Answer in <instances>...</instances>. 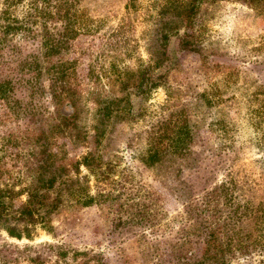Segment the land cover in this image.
<instances>
[{
  "label": "rangeland",
  "instance_id": "374dc122",
  "mask_svg": "<svg viewBox=\"0 0 264 264\" xmlns=\"http://www.w3.org/2000/svg\"><path fill=\"white\" fill-rule=\"evenodd\" d=\"M127 2L82 3L100 25L79 37L71 55L75 62L71 88L81 98L82 116L74 132L61 136L55 149L67 151L66 164L88 155L98 158L95 165L102 170L95 174L82 167L81 182L92 194L100 186L115 200L83 207L64 193L61 209L53 217L52 234L38 228L33 241H19L0 232V264H190L202 260V237L178 218L187 200L201 198L229 172L246 184L241 190L252 204L241 199V220L235 226L240 239L225 264H264V129L251 126L243 102L249 92L264 87V0L205 4V28L195 49L181 47L183 33L173 38L167 64L157 71L167 76V85L146 100L133 98L131 115L116 118L97 147L93 123L97 98L117 94V74L137 69L141 59L148 63L152 52L154 27L149 18L156 12L149 10V0H140L143 6L137 11L127 10ZM12 44H23L26 53L35 52L26 48L23 39ZM7 52L3 53L6 60L18 57L16 65L22 62V56ZM7 71L0 75L11 92L8 98L0 93V186L19 190L28 178L27 164L33 162L28 153L42 131L39 124L26 123L20 112L29 101L22 93L27 78ZM44 84L48 88L50 82ZM74 112L68 103L59 107L62 116ZM219 120L235 128L225 152L220 148L228 140L211 132ZM178 128H189L194 134L192 166L187 168V162L176 158L153 168L140 162L154 135ZM104 172L109 177L99 185L97 178L103 179ZM248 207L259 210L258 217L244 221L245 214H250ZM139 209L150 218H140Z\"/></svg>",
  "mask_w": 264,
  "mask_h": 264
},
{
  "label": "trees",
  "instance_id": "16d2710c",
  "mask_svg": "<svg viewBox=\"0 0 264 264\" xmlns=\"http://www.w3.org/2000/svg\"><path fill=\"white\" fill-rule=\"evenodd\" d=\"M84 1L3 0L0 4V75L7 68L9 75L21 74L27 78L22 93L26 94L29 101L24 107H19L20 112L26 123L39 124L42 131L39 140L28 153L33 162L30 160L27 164L28 178L24 185L19 190H4L0 186V232L19 241H33L38 228L53 233V217L61 209L64 193H69L83 207L115 200L111 192L101 191L100 186L97 193L92 194L89 186L86 187L81 182L82 167L95 174L102 170L101 166L95 165L98 158L88 155L82 160L66 164L67 151L55 150L61 136L74 132L82 116L79 107L81 98L75 96L71 88L75 73V62L71 55L79 37L98 30L100 25V21L92 18L90 11L82 6ZM139 1L128 0L126 9L140 10L143 4ZM163 1L149 0V10L156 12L149 18L154 27L149 44L152 45L149 62L145 63L141 59L137 69L126 68L120 71L115 80L117 94L97 98L93 115L96 132L94 143L97 147L102 145L116 118L131 115L134 109L133 98L146 100L155 89L167 85V76L158 74L157 71L167 64L172 39L181 37L183 33L181 47L184 50H194L205 28L203 6L230 0ZM17 38L23 39L26 48H33L35 52L26 53L21 46L23 44H12ZM5 50L12 57L14 54L22 56V62L16 65L18 57L6 60L3 54ZM45 80L50 82L48 88L44 84ZM9 92L0 80V93L8 98ZM243 102L247 106L251 126L262 131L264 87L260 86L249 92ZM65 103L74 108L72 116L59 114V107ZM6 105L7 108L11 107ZM45 127L48 128L47 131ZM211 132L220 139L228 140L221 146L222 152L230 149L235 132L231 124L219 120L212 125ZM157 135L152 137L150 147L140 157L141 163L153 168L168 158H176L187 162V168L192 166L191 160L196 152L195 137L191 129L178 128ZM258 139L261 141V138ZM222 168L228 170L224 166ZM106 177L109 176L104 172L103 179L97 178L98 184L101 185ZM245 186L234 173L229 172L225 180L205 190L201 198L191 197V189L186 190L191 198L183 204L184 213L178 219L190 229L194 227V233L202 237L205 254L202 260L190 264H225L228 253H233L237 248L240 232L235 226L241 220V199L247 200V205L252 204L241 190ZM21 198L26 200L22 201ZM15 201H19L18 204ZM250 209L247 208L250 214L246 213V218L242 220L258 217L259 210ZM138 211L143 220L150 218L143 214L145 211ZM226 212L229 216L224 215ZM184 234L191 235V232L184 230Z\"/></svg>",
  "mask_w": 264,
  "mask_h": 264
}]
</instances>
